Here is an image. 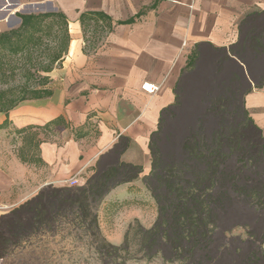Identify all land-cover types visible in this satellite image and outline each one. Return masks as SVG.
Masks as SVG:
<instances>
[{
	"label": "crops",
	"instance_id": "crops-1",
	"mask_svg": "<svg viewBox=\"0 0 264 264\" xmlns=\"http://www.w3.org/2000/svg\"><path fill=\"white\" fill-rule=\"evenodd\" d=\"M57 12L70 41L48 74L50 95L0 114V218L45 188L74 177L82 187L97 169L132 165L139 178L97 208L101 237L119 247L135 223L149 230L158 216L142 181L153 135L181 140L225 88L264 139V0H0V33L20 26L16 14ZM82 14L109 22L83 30ZM16 251L0 264H14Z\"/></svg>",
	"mask_w": 264,
	"mask_h": 264
},
{
	"label": "trees",
	"instance_id": "trees-1",
	"mask_svg": "<svg viewBox=\"0 0 264 264\" xmlns=\"http://www.w3.org/2000/svg\"><path fill=\"white\" fill-rule=\"evenodd\" d=\"M16 17L20 26L0 33V114L5 115L50 95L48 74L60 65L70 41L62 13ZM79 20L83 30L92 21L109 22L102 14H82ZM219 93L206 101L204 113L181 140L152 136V171L142 180L158 209L149 230L135 223L119 247L100 235L98 206L111 190L141 173L120 163L97 169L82 187L45 188L2 216L0 260L28 238L71 228L81 231L105 264H125L133 248L146 263L264 264V139L238 95L225 88ZM236 228L248 241L230 236Z\"/></svg>",
	"mask_w": 264,
	"mask_h": 264
},
{
	"label": "rangeland",
	"instance_id": "rangeland-1",
	"mask_svg": "<svg viewBox=\"0 0 264 264\" xmlns=\"http://www.w3.org/2000/svg\"><path fill=\"white\" fill-rule=\"evenodd\" d=\"M81 235L79 230L62 228L41 235L40 238H28L24 244L17 247L14 264H105L92 252L89 241L81 238ZM230 236L247 241L249 238L241 228L232 230ZM136 250L137 248L132 249L125 264H160L146 263L140 259L141 255L137 254Z\"/></svg>",
	"mask_w": 264,
	"mask_h": 264
},
{
	"label": "built area",
	"instance_id": "built-area-1",
	"mask_svg": "<svg viewBox=\"0 0 264 264\" xmlns=\"http://www.w3.org/2000/svg\"><path fill=\"white\" fill-rule=\"evenodd\" d=\"M141 88H142V90H143L144 92H146V93L149 94V95L154 94L155 92L158 91V87H157L156 85H152V84H144V85H142ZM76 184H77V180H76L75 177L72 178V179H70L69 181L66 182V185H67L68 187H74ZM92 252H93V251H92ZM93 253H94V252H93ZM154 262H159L160 264H162L161 261H159V260H156V261H154ZM152 263H153V262H152Z\"/></svg>",
	"mask_w": 264,
	"mask_h": 264
}]
</instances>
